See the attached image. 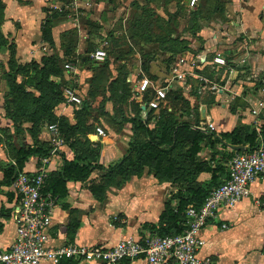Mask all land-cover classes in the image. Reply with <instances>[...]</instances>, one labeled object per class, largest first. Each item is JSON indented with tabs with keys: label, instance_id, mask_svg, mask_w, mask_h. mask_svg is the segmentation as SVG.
<instances>
[{
	"label": "crops",
	"instance_id": "1",
	"mask_svg": "<svg viewBox=\"0 0 264 264\" xmlns=\"http://www.w3.org/2000/svg\"><path fill=\"white\" fill-rule=\"evenodd\" d=\"M190 2L0 0V179L2 169L15 163L21 142L49 149L48 178H57L78 155L92 164L86 180L70 181L66 196L57 198L51 245L113 247L122 239L155 234L169 224L165 212L177 210L179 197H189L187 187L208 185L225 164L233 150L224 144L231 141L226 135L256 131L257 141L264 138V0ZM97 50L107 52L105 62L94 59ZM12 56L21 66L39 68L52 58L63 72L51 77L57 86L64 84L63 100L52 113L69 126L71 137L59 128L62 144L54 153L49 130L54 122L41 124L32 137L17 132L7 117L12 108L3 75ZM145 77L167 87L160 109L148 106L152 88L139 92ZM66 88L75 89L81 105L66 104ZM196 134L202 139L193 159L188 151ZM127 157L138 161L135 170L126 176L112 172ZM41 158L31 157L23 170L40 171ZM157 163L172 171L156 170ZM10 190L0 193V251L17 237ZM200 236L205 240L200 256L213 264H264V176L253 183L249 198L220 209Z\"/></svg>",
	"mask_w": 264,
	"mask_h": 264
},
{
	"label": "built area",
	"instance_id": "2",
	"mask_svg": "<svg viewBox=\"0 0 264 264\" xmlns=\"http://www.w3.org/2000/svg\"><path fill=\"white\" fill-rule=\"evenodd\" d=\"M197 0H191L195 5ZM107 52L97 50L94 59L103 63ZM215 62L225 65L222 57ZM70 68V65H66ZM152 88L154 97L148 102L151 110L160 109L167 97V87H157L150 79L144 78L139 85V92L144 93ZM217 89L216 87H214ZM65 102L81 105L83 100L74 88L65 89ZM259 115L261 109H254ZM214 129V124L208 125ZM52 136L53 153L62 144L57 124L49 126ZM99 135L106 136L102 128H97ZM42 168L38 172L19 171L10 186L14 194L12 217L16 224L15 243L6 250L0 251V264H42L52 261L55 264L65 259H79L87 264H132L143 259L146 264H213L209 257H201L200 250L205 240L200 232L215 219L222 208L233 207L252 195V185L264 176V140L251 151L236 152L227 162V178L214 188L200 207L187 208L186 229L182 233L159 235L152 234L139 238L120 240L115 246L82 245L69 243L58 246L50 244V230L57 204V198L44 192L48 172L45 165L48 158L40 159ZM262 205L260 201H257ZM223 227H226L224 224Z\"/></svg>",
	"mask_w": 264,
	"mask_h": 264
},
{
	"label": "trees",
	"instance_id": "3",
	"mask_svg": "<svg viewBox=\"0 0 264 264\" xmlns=\"http://www.w3.org/2000/svg\"><path fill=\"white\" fill-rule=\"evenodd\" d=\"M53 60L54 59L52 58H46L47 65L39 68V66H37L35 63L29 66H21L18 64L15 56L11 57V60L9 62V70L5 71V78L9 86L7 98L11 100L10 103L12 108V110L7 114V117H9L13 121L15 127L17 128V132H24L25 130L21 126V122H30L32 124V130H40V125L47 122V119H45V117L50 118L51 120H53L52 122H54V124H57L60 130L63 131L65 135L63 136L68 140L71 137L69 134H67V129L69 126L64 123L63 119H54V115L52 113V109L54 108V106L57 105L61 100H63L62 90L58 89L59 87H57L55 82H50V84L54 85V87L57 88V91H59L60 99H55V101L51 104V109L49 108L48 110H45L44 108L47 102L42 98V95L38 96L35 95V93L28 91L24 83L19 81V76L23 73H29L31 69L34 73L44 75L43 77H46V79H50L52 76L63 75L62 70L59 66H57L56 60ZM30 67L32 68L30 69ZM41 82L42 79L40 78V80L35 81V83H32V85L37 90H39L41 94H43L41 91ZM60 89L62 88L60 87ZM226 136H229L231 141L230 143H228L223 139L224 144L227 147L229 146L233 150L226 153L227 155H225L224 157L225 164H220L221 166L218 169L214 170L215 174L213 176V180L208 185L200 186L197 188L190 186L187 187L189 197H179L180 201L177 210L173 211V209L169 208L165 212L163 216L167 218L166 221L169 224H161V226L155 231V234L168 235L184 232L187 227V208L190 206L200 207L205 202L210 192L214 188L218 187L221 183H223V180L227 178V162L234 153L242 151L238 148L242 147L246 148L243 151H251L255 149L259 143V141H257L258 134L256 133V131L249 132L245 136H240L237 132H233ZM201 139L202 136H200L199 134H196L193 137V145L188 151V154L193 159L200 151L199 142ZM161 143H163V141H160L155 145H160ZM48 154L49 149L45 147L37 145L26 146L25 143L21 142L15 163H10L2 169L3 178L0 179V193L3 187L11 186L17 176V173L24 169V166L31 157H46ZM82 162H85V164ZM86 162V158L80 155H78L75 160L66 161L62 172L57 178L49 177L47 179V184L44 188V192L51 193L55 198L66 196V194L68 193V183L70 181H84L90 176L92 171V164L90 162H87L86 164ZM136 165L138 166V161H136L135 158L127 157V163H120L116 167L112 168V172L118 170L119 174L126 176L128 171L135 170L134 168L136 167ZM161 169L160 164L157 163L156 170ZM163 170L167 173H170L172 171V166L166 167ZM216 172L219 173L216 175ZM111 174L112 173H108L107 175ZM10 199H14V194H10Z\"/></svg>",
	"mask_w": 264,
	"mask_h": 264
},
{
	"label": "rangeland",
	"instance_id": "4",
	"mask_svg": "<svg viewBox=\"0 0 264 264\" xmlns=\"http://www.w3.org/2000/svg\"><path fill=\"white\" fill-rule=\"evenodd\" d=\"M30 68H32V67H30ZM39 75H40V77H39ZM43 76L44 75H42V74L34 73L32 71V69H31L29 73H27V74H24V73L21 74L19 76V79H20L19 81H21L22 83H24V85H25V87H26V89L28 91H31V92L35 93V95H38V96L39 95H42V98L45 99V101L47 102L44 109L45 110H48L49 108L51 109V104L55 101V99H60V97H59L60 95H59V91H57V88L54 87V85H51L50 84V82L52 81V79L51 78L50 79H46V77H43ZM3 77H5V76L3 75ZM40 78L42 79V82H41V85H42V88L41 89L42 90L41 89L40 90L42 91L43 94H41V92H39V90H37L32 85V83L34 84L35 81L40 80ZM64 80H65V78H64ZM53 82H54V80H53ZM62 85H64V84H61V85H58L57 86V87H59L58 88L59 90H62V89H60V87ZM108 98H109V96H108ZM110 99H114V95L112 97H110ZM47 121L48 122H52L53 120H51L50 118H47ZM21 123H22L21 126L24 129H26L25 132H23L22 134H27L26 132L28 131L31 134L32 137H35L37 135L36 134V131L39 133L38 130H32V124L30 122H21ZM26 137H27V135H26ZM27 140H29V139H27ZM161 170H163V169H161Z\"/></svg>",
	"mask_w": 264,
	"mask_h": 264
},
{
	"label": "water",
	"instance_id": "5",
	"mask_svg": "<svg viewBox=\"0 0 264 264\" xmlns=\"http://www.w3.org/2000/svg\"><path fill=\"white\" fill-rule=\"evenodd\" d=\"M245 150V149H244Z\"/></svg>",
	"mask_w": 264,
	"mask_h": 264
}]
</instances>
